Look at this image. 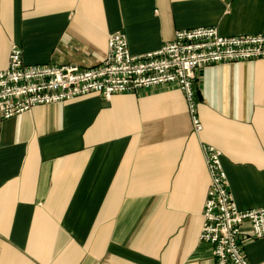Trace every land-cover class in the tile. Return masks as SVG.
<instances>
[{"label": "crops", "instance_id": "crops-1", "mask_svg": "<svg viewBox=\"0 0 264 264\" xmlns=\"http://www.w3.org/2000/svg\"><path fill=\"white\" fill-rule=\"evenodd\" d=\"M199 26L264 35V0H0V69L11 44L25 64L89 67L109 32L140 54ZM195 100L198 132L174 85L0 117V264H215L198 240L201 145L220 150L239 209L264 206V58L205 66ZM240 242L264 264V236L244 224Z\"/></svg>", "mask_w": 264, "mask_h": 264}, {"label": "built area", "instance_id": "built-area-1", "mask_svg": "<svg viewBox=\"0 0 264 264\" xmlns=\"http://www.w3.org/2000/svg\"><path fill=\"white\" fill-rule=\"evenodd\" d=\"M105 57L96 65L25 64L21 49L11 44L6 67L0 69V117L8 118L39 104L62 102L88 93L108 99L115 93H137L174 85L182 92L193 132L201 130L195 84L205 66L264 58V35H222L215 26L178 29L153 51L133 54L121 30L106 36ZM208 186L201 211L198 240L211 246L215 264H250L241 248L240 230L264 236V206L239 209L229 191L221 152L202 144Z\"/></svg>", "mask_w": 264, "mask_h": 264}]
</instances>
